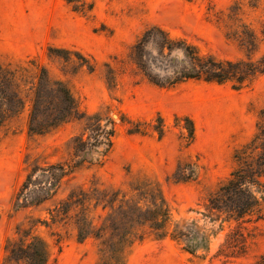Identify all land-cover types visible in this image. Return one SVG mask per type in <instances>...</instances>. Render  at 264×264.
<instances>
[{
    "label": "rangeland",
    "instance_id": "obj_1",
    "mask_svg": "<svg viewBox=\"0 0 264 264\" xmlns=\"http://www.w3.org/2000/svg\"><path fill=\"white\" fill-rule=\"evenodd\" d=\"M91 1L93 9L84 15L65 0H0V62L35 72L30 62L46 67L53 79L70 88L87 115L44 136L29 133L26 117L0 131V264L7 241L17 239L23 228H33L46 241L48 264H105L101 241L80 242L72 227L53 224L50 210L81 187L122 190L137 202L140 196L132 190H145L150 184L165 200L174 221H197L214 234L211 250L206 257H197L170 238L148 235L129 250L126 264H264V220L255 217L243 224L246 253L237 257L226 251L227 257L219 250L238 226L224 217L212 222L205 207L208 196L237 169V151L257 133L264 108V75L241 90L231 83L205 81L166 89L153 85L131 59L133 46L155 26L174 39L187 40L204 55L228 61L248 59L242 39L254 34L258 59L264 54V0ZM156 49H148L154 63ZM76 52L97 65L94 73L82 66ZM182 57L179 52L172 56ZM146 71L167 76L158 65L151 64ZM93 115L103 126L111 121L116 128L113 150L102 166L81 167L54 199L17 211L15 197L31 166L72 162V141L83 135ZM159 115L167 127L162 139L154 129L147 135L129 131L133 123L158 126ZM186 117L196 130L189 147L182 136L188 132ZM191 163L199 165L198 180L177 183L174 173L179 164L188 170ZM262 209L264 214V201Z\"/></svg>",
    "mask_w": 264,
    "mask_h": 264
},
{
    "label": "trees",
    "instance_id": "obj_2",
    "mask_svg": "<svg viewBox=\"0 0 264 264\" xmlns=\"http://www.w3.org/2000/svg\"><path fill=\"white\" fill-rule=\"evenodd\" d=\"M74 12L88 14L93 9L91 0H65ZM254 34L243 37L242 45L247 50V60H221L214 55H204L185 39H174L164 29L155 26L147 29L133 46L131 59L148 80L160 88L171 89L189 81H205L220 85L231 83L235 90L249 86L258 75H264V54L255 59L257 40ZM155 46L157 58L150 60L148 49ZM168 52V53H167ZM179 52L182 58H172ZM53 53V50L50 51ZM78 53L82 66L94 73L97 65L85 55ZM36 72L21 65L5 66L0 62V131L18 118L26 117L27 128L32 136H44L65 124L83 121L87 115L70 88L55 80L44 66L35 65ZM159 66L167 74L153 76L146 69L149 65ZM258 130L252 141L237 151V169L211 193L205 203L206 216L216 222L226 218L235 222L234 229L226 236L219 254L229 251L237 257L246 253V236L241 226L264 220V108L259 113ZM85 132L72 141V162L46 163L31 166L26 180L15 197L17 211L38 207L54 199L67 178L76 170L88 165L102 166L113 150L116 128L113 122L103 126L96 115L91 116ZM189 124L182 133L187 147L195 140V125ZM158 126L132 124L131 133L147 135L154 129L162 139L166 132L162 116L157 117ZM104 148L100 151L101 148ZM98 157H95V156ZM179 164L174 173L177 183H191L200 177L199 165L191 163L189 169ZM140 199L134 202L122 190H106L98 186L69 194L50 210L53 224L72 227L77 238L84 242L90 238L101 241L102 253L107 257L105 264H126L129 250L148 235L158 240L167 238L179 243L194 256L206 257L211 250L214 236L197 221H174L172 214L158 190L150 185L144 189H133L132 194ZM18 238L7 241L6 256L2 264H48L50 250L46 241L33 228L18 231ZM202 254V255H201ZM228 257L229 254L226 253Z\"/></svg>",
    "mask_w": 264,
    "mask_h": 264
}]
</instances>
